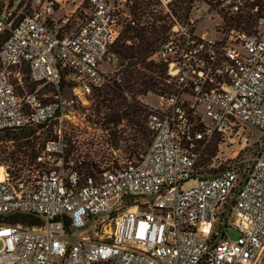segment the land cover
Returning a JSON list of instances; mask_svg holds the SVG:
<instances>
[{
    "label": "built area",
    "instance_id": "1",
    "mask_svg": "<svg viewBox=\"0 0 264 264\" xmlns=\"http://www.w3.org/2000/svg\"><path fill=\"white\" fill-rule=\"evenodd\" d=\"M170 1L161 0L158 18L167 22L150 55L166 64L170 88L155 94V105L143 100L149 142L136 151L140 139L130 137L133 151L123 157L115 149L125 140L111 131L130 126H106L92 107L96 92L116 78L101 62L132 0H20L15 7L0 0V131L51 132L22 173L2 165L0 264H264V151L235 157L214 174L195 173L216 136L218 144L232 135L247 141L243 130L253 126L264 142V0L194 7L202 17L254 16L249 28L218 24L223 36L216 40L196 34L198 19L177 17ZM42 88L54 97L44 100ZM80 148L90 156L65 157ZM83 161L98 168L86 172ZM187 181L193 184L184 188ZM17 213L41 222H9Z\"/></svg>",
    "mask_w": 264,
    "mask_h": 264
},
{
    "label": "trees",
    "instance_id": "2",
    "mask_svg": "<svg viewBox=\"0 0 264 264\" xmlns=\"http://www.w3.org/2000/svg\"><path fill=\"white\" fill-rule=\"evenodd\" d=\"M176 1L179 2L173 8L171 7L170 10L174 15L183 19H187L190 16V10L195 2L200 4V0ZM207 1L202 0V3H207ZM141 2V0H132L130 18L127 19L123 31L109 50V53L115 55L118 60L117 68L112 74L116 78L103 89L96 92V117L101 118L103 123L112 122L114 125L124 120L130 126V131H126L125 129L120 133H117V130L111 131V135L114 138L125 140V145L121 147L124 152L132 150L126 143L129 135L135 141L142 137H150V132L145 126L147 104L141 101L139 97L145 96L148 93H162L168 91L170 88V84L166 81L168 76L166 64L150 59V55L157 45V40L164 37V28L156 23L158 16L151 15V20H142V14L144 15V13H139L142 6ZM149 2L148 0L147 4ZM168 6H170V3ZM253 21L254 16L249 11L235 17L224 15V25L226 27L234 25L241 28H249ZM5 37L6 34L0 36V41H3ZM24 72L27 73L26 69ZM102 107L107 109V111L100 110ZM4 131L10 133L9 137L18 142L19 151L23 152V155L34 156L35 144L31 143L29 137L33 135L35 130L19 129ZM28 146L31 148L32 153L30 154L25 151V148ZM136 149L137 141L134 150ZM98 164L83 161L81 167L86 172H90L91 167L98 168ZM223 166L210 168L206 167L205 164H200L199 160L195 173L202 176L214 174ZM8 221L33 225L41 222V219L30 213H17L12 214L8 218Z\"/></svg>",
    "mask_w": 264,
    "mask_h": 264
},
{
    "label": "rangeland",
    "instance_id": "3",
    "mask_svg": "<svg viewBox=\"0 0 264 264\" xmlns=\"http://www.w3.org/2000/svg\"><path fill=\"white\" fill-rule=\"evenodd\" d=\"M20 0H13V7H15ZM112 1V0H110ZM140 1V0H139ZM141 8L139 13H144L142 14V20L144 19H152L151 15L155 16H162L163 15V8H162V2L161 0H149L150 2L147 4L148 0H141ZM6 3L9 2V0H5ZM179 1L176 0H171L170 1V9L171 7L173 8ZM132 3V2H131ZM131 3H128L129 7H126V12L130 11V5ZM201 5L198 4V2H195L194 6L190 10V15L193 18H197L198 20L195 23V32L196 34L202 36L205 34L206 39L210 40H216V39H221L222 38V33L216 31V26L219 24L220 28L218 29H225L227 28L224 25V18L220 17L218 14H215L212 16V18L205 16L202 17V12L201 10H196L194 7H202V0L199 2ZM71 7L70 4L65 3L64 4V9H67ZM87 4L85 2L81 3L80 7L77 9V16L79 18H82L85 15V10H86ZM219 12V11H218ZM62 12L59 11L58 14H61ZM156 23L161 26L162 28L165 29L167 19L164 16V21L160 20L159 18L156 19ZM77 20H74L73 23H76ZM127 23V19H122V31L124 29V25ZM163 29V30H164ZM161 39L157 40V44ZM155 43V44H156ZM117 63L118 60L115 57V55H112L108 53L104 60L101 62L102 68L108 72V74L112 75L114 70L117 68ZM26 81L25 84L29 89H32V86L34 87L33 81L30 80L28 77V74L25 73ZM39 94L44 100L52 99L54 97V93L51 88H42L39 90ZM43 94H46L44 96ZM71 98V93L69 90H66L63 95V99L65 101V104L67 106V109L72 108V103L70 102ZM142 101L145 99L146 103L149 105H155L157 96L155 94L149 93L146 95V97L141 96ZM75 105L76 102L74 101ZM145 103V102H144ZM263 108H264V102H263ZM92 109H95V106L92 107ZM102 111H107L104 107L100 108ZM89 113L92 114V111L90 110L87 114ZM102 115V114H100ZM91 117H94V115H91ZM82 118V117H81ZM83 119V118H82ZM102 121V120H101ZM107 126L108 124L105 123ZM110 125V124H109ZM34 128V127H31ZM36 131L31 135L30 141L31 143H34L37 145L38 143H42L44 139H46L48 136H50V127L44 126L42 128H34ZM128 131V129L126 128ZM247 135V141H244L241 137H234L233 135L227 139L225 142H222L221 144L219 143V137H214L206 146L205 151L203 156L201 157L200 164H205L206 167L210 168H217L220 166L225 165L228 163V161H231L235 159V157L241 159V158H249L255 151H264V142H261L258 140V135L259 131L253 127V126H245L243 130ZM92 132V131H90ZM87 132L82 131V135H86ZM94 133H100V131L96 130ZM10 133H7L5 131H0V165L7 166L8 165V170L12 171V173H17L20 174L22 173L23 167L25 163H27V159H32V156L30 155H23V152L19 151V147L17 145V141L11 139L9 137ZM127 139H130V135L128 136ZM150 137H142L139 140V148L136 149L143 150L148 142H149ZM208 147V148H207ZM28 154L32 153L31 148L28 146L25 148ZM90 149H85V148H80V149H70L71 152H65V157H70L72 159H86L87 156L89 157V151ZM98 149H96L97 151ZM115 152L117 154H120L121 156H127L126 152H123L121 149H115ZM96 154V152H95ZM132 155V153H130ZM193 184V181H187L183 184V187H189ZM228 236L231 238H234L237 236V231L230 228L228 230Z\"/></svg>",
    "mask_w": 264,
    "mask_h": 264
},
{
    "label": "bare ground",
    "instance_id": "4",
    "mask_svg": "<svg viewBox=\"0 0 264 264\" xmlns=\"http://www.w3.org/2000/svg\"><path fill=\"white\" fill-rule=\"evenodd\" d=\"M2 171H3V166L0 165V180L3 179V174H2Z\"/></svg>",
    "mask_w": 264,
    "mask_h": 264
}]
</instances>
